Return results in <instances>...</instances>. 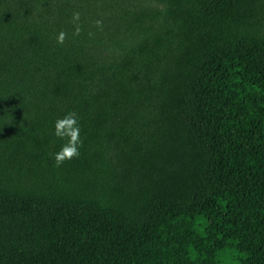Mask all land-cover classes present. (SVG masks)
<instances>
[{
	"label": "trees",
	"instance_id": "1",
	"mask_svg": "<svg viewBox=\"0 0 264 264\" xmlns=\"http://www.w3.org/2000/svg\"><path fill=\"white\" fill-rule=\"evenodd\" d=\"M0 264H264V0H0Z\"/></svg>",
	"mask_w": 264,
	"mask_h": 264
},
{
	"label": "clouds",
	"instance_id": "2",
	"mask_svg": "<svg viewBox=\"0 0 264 264\" xmlns=\"http://www.w3.org/2000/svg\"><path fill=\"white\" fill-rule=\"evenodd\" d=\"M73 22L76 24L74 35H79L81 28L76 23L80 19L78 12L73 13ZM97 27H102V21H95ZM66 38L63 31L58 34L57 42L62 44ZM54 135L64 139L66 142L61 146L60 150L54 154V163L57 167L62 165L66 160H71L79 156V147L82 142L80 140V127L75 112H68L63 118L55 121Z\"/></svg>",
	"mask_w": 264,
	"mask_h": 264
}]
</instances>
